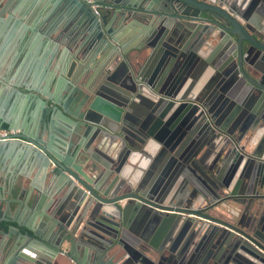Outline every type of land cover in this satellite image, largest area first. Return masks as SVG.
Segmentation results:
<instances>
[{"label":"water","instance_id":"95a60500","mask_svg":"<svg viewBox=\"0 0 264 264\" xmlns=\"http://www.w3.org/2000/svg\"><path fill=\"white\" fill-rule=\"evenodd\" d=\"M92 1L96 14L82 0L3 6L53 39L56 63L52 93L28 86L44 123L8 122L19 129L9 139L28 144L0 140L48 178L44 189L6 188L0 264H264V142L253 146L223 114L242 106L246 124L264 120V0ZM128 23L140 38L131 47ZM149 139L159 176L131 181L126 162ZM13 206L27 213L22 224ZM132 213L160 222V245Z\"/></svg>","mask_w":264,"mask_h":264},{"label":"crops","instance_id":"0c3cea01","mask_svg":"<svg viewBox=\"0 0 264 264\" xmlns=\"http://www.w3.org/2000/svg\"><path fill=\"white\" fill-rule=\"evenodd\" d=\"M6 1L0 0V118L3 120V123L0 122V124L2 128H7L8 122L16 124L18 128L21 126L35 128L41 123L43 124L46 117L44 118L41 109L30 98L32 92H29L28 86L33 85L45 94L52 93L50 73L56 61L55 57L50 59V54L55 43L53 39H45L42 36L36 37L27 23L20 20L16 14H12L10 17V9L3 10ZM241 1L244 7L249 6L252 2V0ZM135 31L136 28L129 24L122 33V43H125L127 47H131L140 41ZM59 48L58 46L55 54ZM144 57L145 53L141 54V60ZM67 89L68 86H63L58 97L65 95ZM33 94L37 95L36 93ZM39 98L44 100V97L40 95ZM140 108L142 107L140 106ZM243 112L242 106L238 110H234V108L223 110L225 117L230 115L231 122L238 119V128L244 127L246 140L251 141L253 146L261 144L264 142V120L258 123L255 121L254 125L246 124V117ZM151 120L153 121V119ZM151 120L148 122L150 126L152 125ZM18 128L15 131L18 132ZM160 129L156 126L151 130V133L159 137ZM148 142V146L142 148L140 152H135L131 160L126 162L128 165L126 175L131 181L136 182L143 179L146 173H149L148 179H155L159 176L157 172L150 171V167L155 164L154 170L158 171L163 163V157L158 156L160 145L152 139H149ZM134 144L140 145L137 142ZM18 183H22L25 187L31 185L33 188L44 189L48 185V178L45 175V170L38 168L30 155L23 152V148L10 149L7 152L0 151V200L5 198L6 188ZM234 210L235 216H239L237 214H240V207H235ZM24 211L21 206H13L11 215L22 224L28 218ZM1 212L2 209L0 208ZM131 219L132 221L136 220L141 226L140 230L148 243L155 246L160 245V222L154 224L152 217L143 219L137 213H132ZM3 223L6 226L9 224L0 218V232ZM10 224L18 227L14 222ZM33 225L36 227L37 222H33ZM18 229L26 232L22 226H19ZM7 238L8 236L0 234V239L6 241ZM52 264H68V258L57 256Z\"/></svg>","mask_w":264,"mask_h":264},{"label":"built area","instance_id":"2783aa9c","mask_svg":"<svg viewBox=\"0 0 264 264\" xmlns=\"http://www.w3.org/2000/svg\"><path fill=\"white\" fill-rule=\"evenodd\" d=\"M82 1H85L86 4H88L90 6V8L94 11L95 14L97 13L96 12L97 5L94 4L92 0H82ZM16 134H17V131H15V130H10L7 128H0V140H17V141H20L22 143L28 144L25 141L20 140V139H15V138L9 139L11 136L16 135ZM68 264H75V263L73 260L68 259Z\"/></svg>","mask_w":264,"mask_h":264},{"label":"trees","instance_id":"16d2710c","mask_svg":"<svg viewBox=\"0 0 264 264\" xmlns=\"http://www.w3.org/2000/svg\"><path fill=\"white\" fill-rule=\"evenodd\" d=\"M5 227H6V225L3 223V224H2V229H5Z\"/></svg>","mask_w":264,"mask_h":264}]
</instances>
